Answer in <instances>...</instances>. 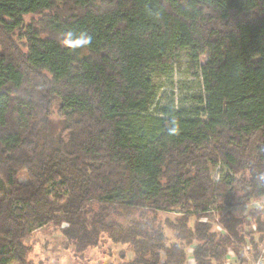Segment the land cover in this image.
Returning <instances> with one entry per match:
<instances>
[{
    "label": "trees",
    "instance_id": "obj_1",
    "mask_svg": "<svg viewBox=\"0 0 264 264\" xmlns=\"http://www.w3.org/2000/svg\"><path fill=\"white\" fill-rule=\"evenodd\" d=\"M0 49V264L50 223L77 252L121 247L113 264L256 255L264 205L221 208L264 198V0H0ZM183 50L209 55L203 107L153 114L151 73Z\"/></svg>",
    "mask_w": 264,
    "mask_h": 264
},
{
    "label": "rangeland",
    "instance_id": "obj_2",
    "mask_svg": "<svg viewBox=\"0 0 264 264\" xmlns=\"http://www.w3.org/2000/svg\"><path fill=\"white\" fill-rule=\"evenodd\" d=\"M38 17L25 16V23L36 22ZM18 33L15 34V36ZM20 50H26L24 44L19 41ZM1 51V49H0ZM209 55L201 56L194 62L186 50L180 52L175 59L172 67L162 73L157 71L151 73V78L156 87V96L151 106V112L158 113L161 108L166 106H174L176 108H195L203 107L200 100H204L205 92L202 87V80L200 77V64L208 60ZM51 120L56 132L60 129L61 113L59 105L56 103L51 110ZM220 170L227 172L223 165L216 166L212 169V178L214 181L219 177ZM19 181L26 182L24 174H20ZM264 205V198L250 201L248 204H237L236 200L232 205H223L221 214L229 210L237 215H243L253 207ZM211 211V220L217 219L215 209ZM160 213L159 220L164 221L166 217L180 216V208H176L170 212ZM138 213L134 212L137 216ZM133 215V216H134ZM215 219V220H216ZM65 223L61 225L47 224L41 228L32 231L24 240L25 247V261L26 264H113L117 259L118 249L121 247H114L104 240L101 246L88 249L84 252L75 251L73 245L67 240L63 234ZM104 248H107L104 251ZM110 250L111 256L107 255ZM116 258L114 259V256ZM111 257L114 259L112 260Z\"/></svg>",
    "mask_w": 264,
    "mask_h": 264
},
{
    "label": "built area",
    "instance_id": "obj_3",
    "mask_svg": "<svg viewBox=\"0 0 264 264\" xmlns=\"http://www.w3.org/2000/svg\"><path fill=\"white\" fill-rule=\"evenodd\" d=\"M216 224H217L216 228L220 230L221 227L218 224V222ZM244 257H245V262H243L242 264H264V243L260 246L256 255L252 256L251 253L245 252ZM226 259H227L226 264H239L235 261V255L232 252L228 253Z\"/></svg>",
    "mask_w": 264,
    "mask_h": 264
},
{
    "label": "clouds",
    "instance_id": "obj_4",
    "mask_svg": "<svg viewBox=\"0 0 264 264\" xmlns=\"http://www.w3.org/2000/svg\"><path fill=\"white\" fill-rule=\"evenodd\" d=\"M92 37L87 33H81L76 36L72 32H66L63 35L62 43L69 46H85L91 43Z\"/></svg>",
    "mask_w": 264,
    "mask_h": 264
}]
</instances>
